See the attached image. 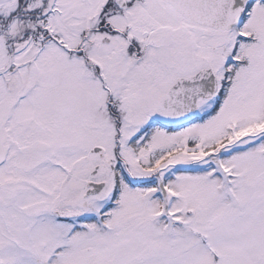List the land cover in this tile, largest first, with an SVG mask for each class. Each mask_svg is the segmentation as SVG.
I'll return each instance as SVG.
<instances>
[{
	"label": "snow or ice",
	"instance_id": "snow-or-ice-1",
	"mask_svg": "<svg viewBox=\"0 0 264 264\" xmlns=\"http://www.w3.org/2000/svg\"><path fill=\"white\" fill-rule=\"evenodd\" d=\"M0 264H264V0H0Z\"/></svg>",
	"mask_w": 264,
	"mask_h": 264
}]
</instances>
